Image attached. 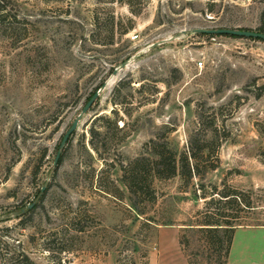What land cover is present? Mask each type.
Returning <instances> with one entry per match:
<instances>
[{
    "label": "rangeland",
    "instance_id": "obj_1",
    "mask_svg": "<svg viewBox=\"0 0 264 264\" xmlns=\"http://www.w3.org/2000/svg\"><path fill=\"white\" fill-rule=\"evenodd\" d=\"M8 1L20 21L0 26V216L35 206L0 222V259L220 264L239 219L226 264H264V41L192 32L259 31L264 0ZM164 144L176 177L134 166Z\"/></svg>",
    "mask_w": 264,
    "mask_h": 264
},
{
    "label": "trees",
    "instance_id": "obj_2",
    "mask_svg": "<svg viewBox=\"0 0 264 264\" xmlns=\"http://www.w3.org/2000/svg\"><path fill=\"white\" fill-rule=\"evenodd\" d=\"M9 1L8 0H0V26L1 25H5L7 23V28L8 29H14V23L15 22H19L20 20L17 18L16 15H12L10 13V11L8 10L9 8ZM132 30V26L128 27V29H126L125 34L129 33ZM259 32L264 33V27L259 30ZM231 37V36H230ZM155 154L157 156V159L155 161H151L149 158L143 157L142 159L137 161V164H135L134 166H136V168H145L146 165L151 162L152 164L155 165V169L156 170V174L157 177L159 179H171L174 178L178 175L179 173V161L176 157L175 152L171 151V149H169L166 144L164 145H160L159 148L155 149ZM184 160L188 161V158L186 156H184ZM187 166H188V171H189V176L190 177H194L196 175V170L195 168L189 167V163L187 162ZM193 170L195 172H193ZM127 182V187L129 189V191L131 193H136L132 187V185ZM143 194H145L144 192H142ZM227 201L234 199V200H239L240 204L248 209H252L251 206L247 205L245 203V201L242 199V196L238 193L235 194H230V195H226L224 196ZM213 213L211 214H206L205 218H207V220L201 224L202 228L200 230H202V232H204L207 237H210L213 233L218 232V230H220L219 226L220 224H218L215 221L209 220V218H212ZM237 221H233V222H237L236 224L230 222L228 223L226 226H228L225 229V233L227 234V249L224 255H220V264H226V260L228 259L229 253H230V247L233 241V237H234V233L235 230L241 225L238 224L241 221L239 219H236ZM11 261L15 262L16 264H36L26 253L20 252L18 255H11L10 257H8ZM6 260L7 259H0V264H6ZM19 262V263H17Z\"/></svg>",
    "mask_w": 264,
    "mask_h": 264
},
{
    "label": "water",
    "instance_id": "obj_3",
    "mask_svg": "<svg viewBox=\"0 0 264 264\" xmlns=\"http://www.w3.org/2000/svg\"><path fill=\"white\" fill-rule=\"evenodd\" d=\"M195 34H203V35H214V36H231V37H239V38H247V39H256V40H261L264 41V33L255 31V30H244V29H230V28H215V29H207V28H199V29H194L192 31ZM177 39V37H173L167 40H161L159 42H156L152 44L148 49H153L156 48L160 45H163L169 41H173ZM141 53L135 55L132 59L126 60L122 63H120L114 70V77L119 74L121 70L126 69L133 61L138 59ZM111 80L105 82L100 89H98L87 101V103L84 105L81 113L75 118L74 122L68 129V131L65 133L62 142L60 144L59 151L57 153L55 163L54 165L56 166L63 149L65 148L66 144L70 140V138L73 136V134L78 130L80 123L83 121L85 118L86 114L90 111L94 103L99 99L101 94L109 87V83ZM45 190V187L43 188V191ZM35 206V203H32L28 206V210L33 209ZM27 209H22L21 213H25ZM21 213L18 212H13L8 215L0 216V222L6 221L10 219L11 217H19Z\"/></svg>",
    "mask_w": 264,
    "mask_h": 264
},
{
    "label": "bare ground",
    "instance_id": "obj_4",
    "mask_svg": "<svg viewBox=\"0 0 264 264\" xmlns=\"http://www.w3.org/2000/svg\"><path fill=\"white\" fill-rule=\"evenodd\" d=\"M110 80H111V81H110V83H109V86L111 85V83H112V81H113V78H111Z\"/></svg>",
    "mask_w": 264,
    "mask_h": 264
},
{
    "label": "built area",
    "instance_id": "obj_5",
    "mask_svg": "<svg viewBox=\"0 0 264 264\" xmlns=\"http://www.w3.org/2000/svg\"><path fill=\"white\" fill-rule=\"evenodd\" d=\"M199 66H200V67H202V66H203V63H202V62H200V63H199Z\"/></svg>",
    "mask_w": 264,
    "mask_h": 264
}]
</instances>
